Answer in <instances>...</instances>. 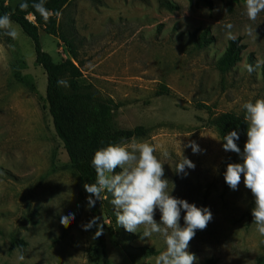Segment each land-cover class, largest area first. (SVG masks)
<instances>
[{"label":"rangeland","instance_id":"374dc122","mask_svg":"<svg viewBox=\"0 0 264 264\" xmlns=\"http://www.w3.org/2000/svg\"><path fill=\"white\" fill-rule=\"evenodd\" d=\"M0 1L12 7L18 0ZM168 1L178 9L169 11L158 0H69L63 16L73 21L81 39L83 89L117 105V126L145 127L144 136L123 143L155 147L169 188L174 185L172 196L211 211V221L188 243L197 258L193 264L206 259L213 264H258L262 237L252 222V194L243 177L235 190L223 179L225 165L240 157L222 148L209 118L222 112L244 116L246 101L264 97V12L250 21L245 0L233 1L231 10L228 0ZM229 22L231 35L244 47L240 60L222 73L216 62L230 39L223 27ZM12 27L16 39L0 37V264H101L94 235L99 217L88 206L84 185L53 129L44 70L34 63L30 39L16 23ZM204 29L213 39L196 48L192 34ZM38 33L54 62L70 58L57 38ZM246 65L254 70L249 73ZM188 141L202 151L193 153L184 146ZM180 146L181 155L195 165L186 175L175 171ZM103 200L111 205L110 194L102 193L98 201ZM69 212L71 217L61 224V215ZM159 215L154 210L157 222ZM101 218L108 226L104 242L110 264H154L164 248L158 234L141 239L140 226L138 236L127 239L116 221L104 214ZM178 223L183 226V211ZM14 239L25 243L22 251L10 249ZM140 246L153 247L156 253L130 261L126 250Z\"/></svg>","mask_w":264,"mask_h":264},{"label":"clouds","instance_id":"9594fccd","mask_svg":"<svg viewBox=\"0 0 264 264\" xmlns=\"http://www.w3.org/2000/svg\"><path fill=\"white\" fill-rule=\"evenodd\" d=\"M45 2L38 0L32 6L46 21ZM27 7V0H22L19 8L23 10ZM244 9L248 20L254 21L259 13L264 12V0H245ZM223 27L228 30L229 38L234 39L231 35L232 24L225 23ZM0 33L13 40L17 38V31L12 27L7 13L0 14ZM246 70L251 73L254 69L252 65H246ZM57 84L68 86L63 79L58 80ZM242 109L246 140L241 150L235 142L239 139L237 130H229L223 135L222 148L240 157L239 162L225 165L223 179L230 189L235 190L243 177L244 186L252 194L254 206L251 213L255 231L264 238V97L246 101ZM184 146L193 153L202 151L194 141H188ZM155 152V147L148 142H109L95 149L90 162L95 180L84 185L85 191L91 194L87 200L88 206H93L102 193L110 194L109 202L116 211L117 225L136 234L138 227L143 226L139 235L141 239L148 240L154 234L162 238L164 248L154 257V264H193L197 258L188 251V243L196 230L204 229L211 221L212 213L206 206L198 207L170 194L174 185L171 184L169 188L162 168L164 162ZM164 155H168L167 151ZM180 157L175 171L186 175V169H193L195 165L181 155V146ZM117 168L119 171H116ZM154 210L159 211V222L153 219ZM181 211L183 226L178 223ZM71 215V212L61 215L60 223H66ZM94 222L95 218L83 227L87 229ZM101 234L102 226L98 224L94 235L98 237ZM261 242L264 243V239ZM18 259L22 261L23 255Z\"/></svg>","mask_w":264,"mask_h":264},{"label":"trees","instance_id":"16d2710c","mask_svg":"<svg viewBox=\"0 0 264 264\" xmlns=\"http://www.w3.org/2000/svg\"><path fill=\"white\" fill-rule=\"evenodd\" d=\"M236 0L227 1V9L231 10V3ZM18 0L12 7L0 1V14H9L11 22L16 23L22 32L30 39L34 51V63L41 66L46 76L45 100L48 112L51 116L53 129L61 141L71 167L75 170L83 185L91 184L95 180L94 169L90 166L91 157L95 149L109 142H125L131 138H139L146 134L142 125L132 128H123L115 124L114 111L117 107L111 100H103L87 90L83 89L81 83L82 73L80 70V59L78 48L81 39L78 38L73 21L68 16H63L64 9L69 0H46L44 7L47 10L48 19L45 21L42 15L33 8V3L38 0H27L28 7L21 10ZM160 6L169 11L178 9L177 4L168 0H158ZM31 15L33 20L28 16ZM39 30L57 38L67 49L70 58L60 62H54L50 54L42 49ZM1 36H6L0 33ZM194 37L196 48L205 47L212 41L208 30L204 29ZM243 45L239 38L229 39L226 46L217 59L216 66L220 72L227 71L240 60V51ZM252 62L251 55L247 63ZM264 79V67L262 68ZM66 80L67 87L57 84L58 80ZM210 124L216 127L221 139L229 130H237L239 139L235 141L238 147L243 149L246 140L243 115L233 112H222L209 118ZM87 200L91 196L86 192ZM108 197V196H107ZM95 200V197H93ZM92 212L99 217V225L102 226V234L97 237L101 248V264H110L105 254L104 234L108 226L102 222V214L111 222L116 221V211L106 200H95L90 207ZM250 213V212H248ZM121 230V228H120ZM125 238L132 239L138 236L122 230ZM264 239V238H262ZM25 243L20 239L11 242L10 249L17 247L23 250ZM156 253L153 247L140 246L126 250L130 261L140 257H148ZM258 264H264V243L261 244V254L257 258ZM211 259L204 260L201 264H213Z\"/></svg>","mask_w":264,"mask_h":264}]
</instances>
